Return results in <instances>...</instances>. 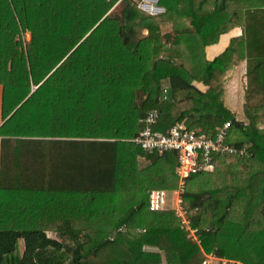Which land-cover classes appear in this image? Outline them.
Instances as JSON below:
<instances>
[{
    "label": "trees",
    "instance_id": "trees-1",
    "mask_svg": "<svg viewBox=\"0 0 264 264\" xmlns=\"http://www.w3.org/2000/svg\"><path fill=\"white\" fill-rule=\"evenodd\" d=\"M138 2L0 0L3 119L16 108L0 126V264H264V0ZM239 64L240 120L223 100ZM151 111L161 134L230 122L242 149L185 180L197 240L169 205L148 209L150 190L177 186L175 153L132 141Z\"/></svg>",
    "mask_w": 264,
    "mask_h": 264
},
{
    "label": "built area",
    "instance_id": "built-area-1",
    "mask_svg": "<svg viewBox=\"0 0 264 264\" xmlns=\"http://www.w3.org/2000/svg\"><path fill=\"white\" fill-rule=\"evenodd\" d=\"M166 90H161L159 100H166ZM157 114L151 111L144 120L145 126L141 132L132 140L141 149L147 152H174L176 155L175 176L177 177L176 189L172 191V209L180 219V224L190 233L193 240H197L196 229L189 226L185 212L180 207L181 196L185 189V180L191 175L200 172H209L214 168L212 155L214 153H242L240 147H230L225 144V137L230 122H225L213 136L197 134L186 129L182 124L172 125L167 134H161L151 129ZM170 195V196H171ZM168 192L162 189H153L148 192L147 205L150 211L164 209L167 204ZM208 261L206 262V264Z\"/></svg>",
    "mask_w": 264,
    "mask_h": 264
},
{
    "label": "crops",
    "instance_id": "crops-1",
    "mask_svg": "<svg viewBox=\"0 0 264 264\" xmlns=\"http://www.w3.org/2000/svg\"><path fill=\"white\" fill-rule=\"evenodd\" d=\"M150 10L152 11L153 8ZM238 35H240L239 28H234L225 34L220 35L217 43L208 45L204 48L205 59L208 61H211L214 57H216L221 52H223V50L228 45L230 38L236 37ZM224 80H225L224 95H223L224 104L231 112L235 114L237 119L240 120L242 103L244 101L243 91L245 89V84H246V79L244 77V65L239 64L237 66H234L232 69H230L227 72ZM192 86H194L195 89L201 92L205 90V87L197 82H194ZM2 95H3V89H2V86L0 85V126L7 119V118L3 119L2 117ZM0 141H1V138H0ZM171 194H172V191H168V196H169L167 198V204L169 205L168 207L172 206L171 205L172 198L170 196ZM208 257L209 259L210 258L212 260L214 259L213 256H208Z\"/></svg>",
    "mask_w": 264,
    "mask_h": 264
},
{
    "label": "rangeland",
    "instance_id": "rangeland-1",
    "mask_svg": "<svg viewBox=\"0 0 264 264\" xmlns=\"http://www.w3.org/2000/svg\"><path fill=\"white\" fill-rule=\"evenodd\" d=\"M138 7L140 8V9H142L143 11H145V12H147V13H149V14H158V13H160L161 11L160 10H155V7H157V0H139V2H138ZM148 7V8H147ZM153 8V10L151 11L150 9H152ZM29 40V34L28 33H26L25 35H24V41L25 42H27ZM237 147H239V146H237ZM169 197V196H168ZM171 198H172V204H173V195H171ZM170 208H172L171 206H170ZM19 245H20V250H22V241H19ZM211 258L208 260V263H210L211 262Z\"/></svg>",
    "mask_w": 264,
    "mask_h": 264
},
{
    "label": "water",
    "instance_id": "water-1",
    "mask_svg": "<svg viewBox=\"0 0 264 264\" xmlns=\"http://www.w3.org/2000/svg\"><path fill=\"white\" fill-rule=\"evenodd\" d=\"M147 8H148V7H147ZM155 10H160V11H162V8L155 7ZM39 85H40V84H39ZM37 87H38V85H37V86H33V87L31 88V91H30V93L28 94V96H29V95H30V94H31V93H32ZM28 96H27V97H28ZM27 97H26V98H27ZM26 98H25V99H26ZM25 99H24V100H25ZM18 107H19V106H18ZM15 109H16V108H15ZM15 109L12 111V113L15 111ZM12 113H11V114H12ZM11 114H10V115H11ZM10 115H9V116H10ZM9 116H8V117H9ZM8 117H7V118H8Z\"/></svg>",
    "mask_w": 264,
    "mask_h": 264
}]
</instances>
